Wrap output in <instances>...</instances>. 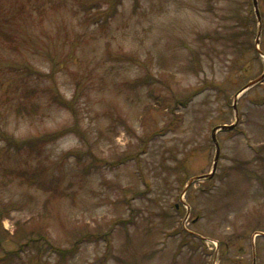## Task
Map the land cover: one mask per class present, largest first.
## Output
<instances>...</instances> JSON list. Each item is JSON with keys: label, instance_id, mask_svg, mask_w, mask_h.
Masks as SVG:
<instances>
[{"label": "rangeland", "instance_id": "rangeland-1", "mask_svg": "<svg viewBox=\"0 0 264 264\" xmlns=\"http://www.w3.org/2000/svg\"><path fill=\"white\" fill-rule=\"evenodd\" d=\"M257 6L0 0V264H264Z\"/></svg>", "mask_w": 264, "mask_h": 264}, {"label": "water", "instance_id": "water-1", "mask_svg": "<svg viewBox=\"0 0 264 264\" xmlns=\"http://www.w3.org/2000/svg\"><path fill=\"white\" fill-rule=\"evenodd\" d=\"M252 4L254 6V10H255V15L257 17V20L259 21L260 20V17H259V12H258V6H257V0H252ZM255 44H256V50L259 52V49L257 47L258 45V39H256L255 41ZM261 78L257 79L256 81H254L253 83L247 85L245 88H243L240 93L245 90L246 88H248L249 86H252L254 84H256L257 82L260 81ZM234 126H220V127H216L212 130V135H211V139H212V142L215 146V156H214V161H213V166H212V173H215V170H216V167H217V163H218V159H219V153H220V149H219V145L217 143V140H216V137H215V133L217 130H227V129H232ZM212 175L209 176V178L211 177ZM199 178H195V179H192L189 181L188 185L189 186L194 180H198Z\"/></svg>", "mask_w": 264, "mask_h": 264}, {"label": "trees", "instance_id": "trees-1", "mask_svg": "<svg viewBox=\"0 0 264 264\" xmlns=\"http://www.w3.org/2000/svg\"><path fill=\"white\" fill-rule=\"evenodd\" d=\"M73 249H71V251H72Z\"/></svg>", "mask_w": 264, "mask_h": 264}]
</instances>
